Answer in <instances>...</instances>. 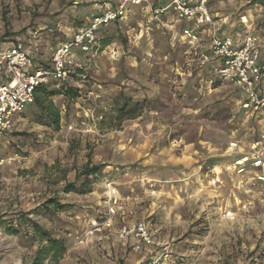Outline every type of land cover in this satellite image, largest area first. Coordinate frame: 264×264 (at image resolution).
I'll list each match as a JSON object with an SVG mask.
<instances>
[{"label": "rangeland", "instance_id": "1", "mask_svg": "<svg viewBox=\"0 0 264 264\" xmlns=\"http://www.w3.org/2000/svg\"><path fill=\"white\" fill-rule=\"evenodd\" d=\"M96 2L113 0H0V47L36 48L46 68L49 33L86 23ZM144 12L128 9L125 27L100 29L99 47L108 48L85 56L83 71L66 82L45 85L55 92L49 102L57 126L31 105L0 137V264H33L40 243L30 237V222L64 241L57 264H94L101 248L94 241L110 244L129 223L144 224L167 245L170 264H264V184L248 168L238 176L237 149H228L258 132L247 130L252 120L239 109L241 93L184 54L190 45L167 32L146 33ZM246 15L262 47L264 5L243 0L237 19ZM123 98L130 115L117 110ZM86 165L103 166L101 174L88 178L85 193H64L66 184L85 180ZM49 199L66 207H44ZM121 257L124 263L120 253L111 260Z\"/></svg>", "mask_w": 264, "mask_h": 264}, {"label": "built area", "instance_id": "2", "mask_svg": "<svg viewBox=\"0 0 264 264\" xmlns=\"http://www.w3.org/2000/svg\"><path fill=\"white\" fill-rule=\"evenodd\" d=\"M143 3L147 4V1L117 0L115 5L108 2L101 4L99 13L92 16L85 25L76 28L69 39L52 49L50 67L45 69L33 68L31 55L20 43L0 47V75L3 79L0 82V137L14 128L16 118L26 107L33 105L37 87L46 85L49 81L64 83L72 74L83 71L84 65L77 53L90 57L95 55L99 50V30L125 20L129 6H140ZM207 4L208 0H198L195 5H191L188 0H169L166 6L150 8V11L154 20L171 11L178 21H191L196 28L207 26L209 53L200 56L199 66L206 65L211 58L218 60L216 76L240 91L241 109L252 113L264 108V96L258 92V87L264 80V69L258 64L261 54L258 38L246 35L239 45H234L230 38L219 36ZM199 34L193 29L182 31V37L190 44L199 42ZM236 147L235 143H230L228 149L232 151ZM233 167L238 176L244 175L248 168L255 174L254 180L264 184V132L250 144L247 152L234 160ZM106 188L109 205L117 206L116 190L110 183ZM95 228L96 223L93 222L88 235H93ZM130 237L138 242L132 248L134 252L139 251L142 246L158 249V253L147 264H170L169 247L156 242L144 224L122 225L115 234L117 241H126Z\"/></svg>", "mask_w": 264, "mask_h": 264}, {"label": "crops", "instance_id": "3", "mask_svg": "<svg viewBox=\"0 0 264 264\" xmlns=\"http://www.w3.org/2000/svg\"><path fill=\"white\" fill-rule=\"evenodd\" d=\"M117 0H113L112 5L116 4ZM147 5L145 3L141 4L143 9H145L146 13V25H145V32L149 33L154 31V29L157 32H161L162 34H165V32L168 33V35H171L175 38H177V43L180 41H183L187 45H190V50L185 51L184 54L186 55H193L196 57L197 62L199 61V58L202 54H208L209 53V31L208 27H197L194 25L193 22L189 21H178L176 20L174 14L171 11H167L164 14H162L157 20H154L151 16L150 8H159L164 7L168 4L169 0H146ZM191 5H195L198 0H188ZM212 4V5H211ZM211 5V6H210ZM140 6H129L128 9L131 10L133 8H138ZM243 6V0H208L207 8L209 13L211 14V17L215 23V27L217 29L218 35L221 37H228L232 40L234 45H239L242 39L246 35H255V30L253 27L252 22V16H244V19L239 21L237 19V11ZM101 11V3L96 2L92 5L91 8L87 11L90 12V18L97 13ZM131 12V11H129ZM243 16V15H242ZM89 18V19H90ZM88 19V20H89ZM86 21V23L88 22ZM126 20H119L116 23H113L111 25L117 26L118 28L124 25L126 26ZM86 23L82 24L85 25ZM79 25V26H82ZM79 26L74 27H67V26H60L56 29L54 28V32L49 33V40L44 42L43 44L46 46H49V48L54 49L58 44L61 42L69 39L72 35V33L75 31L76 28ZM185 29H193L195 32H199V42L196 44H190L185 38L182 37V31ZM98 36V35H97ZM180 39V40H179ZM98 42L100 45V41L98 38ZM174 43L171 44V46ZM108 47H105L104 49L99 48V53L103 52V50L107 49ZM24 50H26L32 57L33 60V68L34 69H45L43 66L38 65V57L39 52L36 48H32L31 46L25 47ZM79 56L78 58L82 61L85 56L82 54L77 53ZM42 61L47 60L42 59ZM51 64V60H50ZM50 64L46 65L47 67H50ZM258 64L264 69V44L261 47V54L258 60ZM219 65L218 60L211 58L210 61L205 65V70L208 71L209 74L215 73V68ZM73 75V74H72ZM217 77V76H216ZM3 79L0 75V82H2ZM206 83L211 84L212 81L207 80ZM259 95L264 96V80L261 83V85L258 87ZM239 103V109L243 111L244 113L248 114L249 117L252 120V123L247 127V130H253V134L255 130H258V132L254 135V137L251 135L249 138H247L244 143L231 141L230 143L236 144V151L233 153V162L234 160L241 157L242 154L248 151L250 144L255 142L258 139V136L264 132V108H260L258 111L255 112H248L244 111L240 107V101ZM29 108L26 107L24 111ZM21 113V114H22ZM21 114L16 118L15 124L18 122H21ZM239 143V144H238ZM242 144V145H241ZM244 144V148L242 147ZM254 174V173H253ZM242 177V176H241ZM95 222V221H93ZM117 232V231H116ZM116 234V233H115ZM107 239V238H106ZM104 243V240H99L97 243L94 241V245L97 246V244H100V255L96 256L93 261L94 264H141L143 262H147L155 253L156 248L154 247H145L142 246L141 249L137 252H134L132 248L138 243L133 237H130L126 241H117L116 239L111 241L109 244L107 241H105L104 246L102 244ZM87 249H91L92 247L85 246ZM116 253H120L123 257L125 256L126 259H124V263L120 261H123V258L121 257L119 261L111 260L112 256H116ZM117 259V258H116Z\"/></svg>", "mask_w": 264, "mask_h": 264}, {"label": "trees", "instance_id": "4", "mask_svg": "<svg viewBox=\"0 0 264 264\" xmlns=\"http://www.w3.org/2000/svg\"><path fill=\"white\" fill-rule=\"evenodd\" d=\"M254 4L264 5V0H252ZM100 48V47H99ZM62 91V90H61ZM64 96L73 99L76 97V91L71 88H64L62 91ZM54 91H47L45 85H41L35 90V99L33 105L41 111V114H44L46 118L51 119L52 123L56 126L58 125L59 113L56 109L52 108L49 98L54 96ZM124 100V98H123ZM137 103L133 104V107H136ZM118 112L131 114L133 109L129 108V104L124 100L121 105L117 107ZM103 166H92L86 165L83 167V176L85 180L81 185L76 186L74 183L66 184L63 188L64 193H85V188L90 184L88 180L89 177L95 178L101 174ZM46 208H52L56 212L63 210L66 205H61L57 202L56 199H49V201L44 206ZM30 237L31 239H36L40 246L37 249L34 257L33 264H42L44 261L50 262L51 264H57V262L62 258L65 252L64 241L58 238H54L50 232L41 228L37 223L30 222ZM7 232L10 235H18V230L13 228H7Z\"/></svg>", "mask_w": 264, "mask_h": 264}]
</instances>
